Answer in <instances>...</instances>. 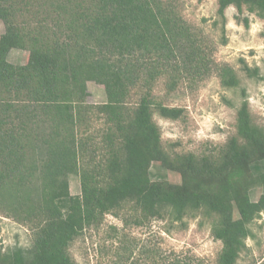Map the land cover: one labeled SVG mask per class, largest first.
Here are the masks:
<instances>
[{"label": "trees", "instance_id": "obj_1", "mask_svg": "<svg viewBox=\"0 0 264 264\" xmlns=\"http://www.w3.org/2000/svg\"><path fill=\"white\" fill-rule=\"evenodd\" d=\"M232 5L264 20V0H219L224 25ZM0 20V212L33 234L29 247L1 246L0 264H74L72 242L107 214L183 227L211 217L222 242L217 264H237L264 212V192L251 195L264 189V125L234 66L216 62L200 32L163 0H0ZM14 48L29 51L27 63L10 61ZM242 62L248 77L264 80L259 66ZM215 71L224 86L241 88L235 133L199 152L165 147L154 114L179 119L184 108L158 99L155 81L167 75L173 90ZM91 81L104 86L105 102H88ZM136 90L141 97L130 101ZM94 118L103 124L92 130ZM154 162L176 178L154 180Z\"/></svg>", "mask_w": 264, "mask_h": 264}, {"label": "rangeland", "instance_id": "obj_2", "mask_svg": "<svg viewBox=\"0 0 264 264\" xmlns=\"http://www.w3.org/2000/svg\"><path fill=\"white\" fill-rule=\"evenodd\" d=\"M163 1L200 32L216 62L234 66L242 79L241 85L248 91L255 121L264 125V80L250 78L242 69L243 59L250 66H259L264 74V20L247 9L239 12L232 5L226 9L224 25L218 14L219 0ZM36 11L38 20L46 17L40 7ZM4 32L5 25L0 20V36ZM29 54L26 49L14 48L9 59L24 64ZM153 87L155 96L165 104L184 108L179 119L154 114L165 147L179 152H199L223 145L235 133L241 88L224 86L216 71L196 84L185 81L173 90L168 88V76L161 75ZM88 89V102L107 100L102 84L88 82ZM142 92L133 91L130 101H136ZM101 124V120L94 118L92 130ZM151 176L154 180L176 178L159 162L153 163ZM70 186L73 194L81 193L78 175L70 176ZM263 192L261 187L252 189V199L257 200ZM132 219L107 214L99 227L87 228L70 246L74 264H173L178 260L184 264H217L222 242L212 233L211 217L200 214L188 219L187 227L170 219H152L143 225ZM251 228L254 236L247 239L248 250L241 254L237 264L264 259V212ZM32 241V230L27 224L0 212V247H29Z\"/></svg>", "mask_w": 264, "mask_h": 264}]
</instances>
